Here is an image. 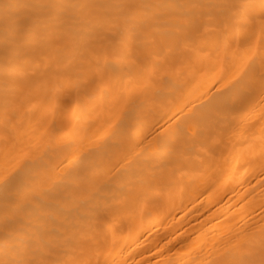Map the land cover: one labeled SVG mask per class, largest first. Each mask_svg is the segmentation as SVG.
<instances>
[{
    "label": "bare ground",
    "instance_id": "bare-ground-1",
    "mask_svg": "<svg viewBox=\"0 0 264 264\" xmlns=\"http://www.w3.org/2000/svg\"><path fill=\"white\" fill-rule=\"evenodd\" d=\"M0 227V264H264V0H0Z\"/></svg>",
    "mask_w": 264,
    "mask_h": 264
},
{
    "label": "rangeland",
    "instance_id": "rangeland-1",
    "mask_svg": "<svg viewBox=\"0 0 264 264\" xmlns=\"http://www.w3.org/2000/svg\"><path fill=\"white\" fill-rule=\"evenodd\" d=\"M4 227V226H3ZM0 229H2V227H0ZM166 246H163L162 248L164 249Z\"/></svg>",
    "mask_w": 264,
    "mask_h": 264
}]
</instances>
